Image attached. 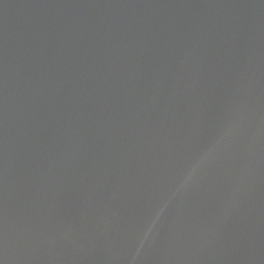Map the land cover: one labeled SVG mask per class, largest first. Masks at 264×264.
Returning <instances> with one entry per match:
<instances>
[{
	"label": "water",
	"instance_id": "1",
	"mask_svg": "<svg viewBox=\"0 0 264 264\" xmlns=\"http://www.w3.org/2000/svg\"><path fill=\"white\" fill-rule=\"evenodd\" d=\"M0 264H264V0H0Z\"/></svg>",
	"mask_w": 264,
	"mask_h": 264
},
{
	"label": "clouds",
	"instance_id": "2",
	"mask_svg": "<svg viewBox=\"0 0 264 264\" xmlns=\"http://www.w3.org/2000/svg\"><path fill=\"white\" fill-rule=\"evenodd\" d=\"M211 155L212 154L209 153L205 155L204 157H202L200 160L194 162L192 168L187 173V175L183 178V181L180 183L177 189V193L187 190L192 185V183L196 180L199 172L209 163L211 159ZM158 219H159V215L157 216V220Z\"/></svg>",
	"mask_w": 264,
	"mask_h": 264
}]
</instances>
